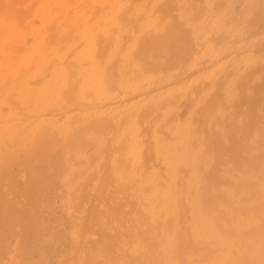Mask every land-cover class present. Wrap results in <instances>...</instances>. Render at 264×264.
<instances>
[{"label":"bare ground","instance_id":"bare-ground-1","mask_svg":"<svg viewBox=\"0 0 264 264\" xmlns=\"http://www.w3.org/2000/svg\"><path fill=\"white\" fill-rule=\"evenodd\" d=\"M0 264H264V0H0Z\"/></svg>","mask_w":264,"mask_h":264}]
</instances>
